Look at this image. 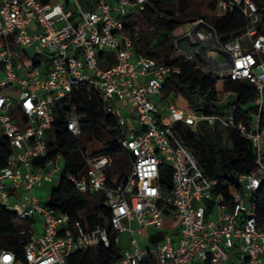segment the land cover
<instances>
[{
  "label": "built area",
  "instance_id": "obj_1",
  "mask_svg": "<svg viewBox=\"0 0 264 264\" xmlns=\"http://www.w3.org/2000/svg\"><path fill=\"white\" fill-rule=\"evenodd\" d=\"M147 1L0 0V208L12 215L23 253L17 260L0 244V264H69L75 253L121 248L125 232L128 247L114 264H264V228L256 218L264 185V0H214V17L236 10L245 27L222 44L210 31L213 49H200L213 77L246 82L257 93V113L246 121L232 111L184 110L177 97H163L165 81L180 68L136 52L125 30L127 17ZM82 89L97 93L104 113L116 118L129 170L117 178L110 155L86 151L84 172L65 179L81 194L102 197L111 212L108 227L87 228L33 193L61 180V155L43 161L44 134L55 130V104ZM85 121L70 111L66 129L78 138ZM178 122L193 130L204 123L208 133L234 130L252 146L254 170L234 176L226 199L172 132ZM163 164L172 172L167 196L159 183ZM169 209L176 231L163 232L155 248L140 247L136 234L162 231Z\"/></svg>",
  "mask_w": 264,
  "mask_h": 264
},
{
  "label": "trees",
  "instance_id": "obj_2",
  "mask_svg": "<svg viewBox=\"0 0 264 264\" xmlns=\"http://www.w3.org/2000/svg\"><path fill=\"white\" fill-rule=\"evenodd\" d=\"M191 0H148L145 9L132 13L125 20V30L131 36L134 49L138 53L151 57L167 65H176L180 73L167 78L164 84L163 97L174 99L182 96L191 110H202L206 115L227 114L232 111L236 120L246 121L250 115L257 113V93L246 82L218 79L213 77L211 67L200 64L194 57L175 56L179 53L178 45L171 46L176 36L184 34L183 26L198 17L193 12ZM213 13L215 2L207 4ZM212 15V14H211ZM141 24L154 26L156 31L143 34ZM214 30L220 44L230 41L243 31L245 21L236 11H229L222 17L211 16L208 24ZM182 54V53H181ZM203 65L207 71L199 67ZM202 66V67H203ZM75 111L86 116L81 124V135L76 138L66 129L68 113ZM57 119L53 140L46 142L48 155L46 161L60 154L63 160L61 180L48 194L45 206L55 212L68 215L72 220H81L87 228L101 225L108 227L111 212L105 206L99 194H81L65 179L67 173L79 175L84 172L82 153L87 147L92 148L91 157L110 155L114 164L120 160L121 165L129 163L120 146L121 130L115 117L105 114L98 94L85 89L73 93L55 104ZM260 126L264 128V112ZM181 143L187 147L198 160L204 174L217 180L227 197V187L233 183L236 174L251 173L254 170V151L249 142L245 141L236 131H227L230 148L216 146L211 134L206 133L203 123L193 130L183 123L171 126ZM1 155L3 156L1 150ZM5 156H0V167ZM123 174H116L122 177ZM172 172L163 164L159 169L160 190L163 196L170 194L172 189ZM170 210V209H169ZM168 210L166 211V213ZM257 226L264 228V185L260 188L256 205ZM110 237V230H109ZM0 244L3 248L15 253L17 260L23 259L22 245L15 235L13 217L0 208ZM121 258V248L112 245L110 248L98 247L83 253H75L68 258L69 264H114Z\"/></svg>",
  "mask_w": 264,
  "mask_h": 264
},
{
  "label": "rangeland",
  "instance_id": "obj_3",
  "mask_svg": "<svg viewBox=\"0 0 264 264\" xmlns=\"http://www.w3.org/2000/svg\"><path fill=\"white\" fill-rule=\"evenodd\" d=\"M193 3V12L198 14V17L194 20H191L189 23L185 24L183 26L184 34L181 36H176L172 40V45H174L178 40L180 42V45H178V49L181 51V53L176 50L175 56H185V57H194L192 61L197 60L198 62H201L200 64L208 65L207 61L204 59V56L200 49L202 48L205 52L207 50L213 49V42L208 39L210 38V31L206 27H204L203 24H209L211 20V16L213 13H211L208 10L207 4L214 1V0H191ZM212 14V15H211ZM141 29L143 34L147 33H153L156 31L154 26L144 25L141 24ZM201 37L207 38L206 42H203ZM203 65H200L199 67L203 71H207L208 69L205 68ZM203 66V67H202ZM210 66V65H208ZM211 70H213L211 68ZM177 105L184 109L189 110V105L186 102V100L182 96H177ZM53 131L54 130H48L44 134V140L46 142H49L53 140ZM206 133H208L206 131ZM211 140L212 142L219 147L222 148H230L231 144L230 141L227 138V132L226 131H219L218 134H211ZM87 154L89 155L92 152L91 147H87ZM128 169V166H122L120 160H117L113 167V173L116 174H123ZM129 170V169H128ZM60 173H56V176H59ZM57 185V178H53L48 184H46L43 189H35L33 193L40 197L42 201L45 202L48 194L50 191L55 188ZM212 216V218H214ZM132 227L136 228V223L132 224ZM144 235H138L136 234V240L140 247H148V237L156 232L158 230L154 227H150L148 229H143ZM130 240L129 233L125 232L121 234L120 237V246L121 248L128 247V241Z\"/></svg>",
  "mask_w": 264,
  "mask_h": 264
},
{
  "label": "crops",
  "instance_id": "obj_4",
  "mask_svg": "<svg viewBox=\"0 0 264 264\" xmlns=\"http://www.w3.org/2000/svg\"><path fill=\"white\" fill-rule=\"evenodd\" d=\"M148 228H150V227H148ZM148 228H145V229H148ZM166 231L170 232L171 234H173L176 231V223H175L174 218L172 216V210H169L166 213L163 230L162 231L158 230V232L150 235L148 237V242H147L149 246L148 247H143V248H149V249L155 248L158 245L159 241H160V235L163 232H166ZM141 235H144L143 230H142Z\"/></svg>",
  "mask_w": 264,
  "mask_h": 264
},
{
  "label": "water",
  "instance_id": "obj_5",
  "mask_svg": "<svg viewBox=\"0 0 264 264\" xmlns=\"http://www.w3.org/2000/svg\"><path fill=\"white\" fill-rule=\"evenodd\" d=\"M209 31H211V33L214 34V31H213V29H212L211 27H209ZM176 44H177V45H180L179 40L176 42Z\"/></svg>",
  "mask_w": 264,
  "mask_h": 264
}]
</instances>
